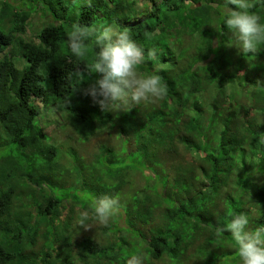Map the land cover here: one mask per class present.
Segmentation results:
<instances>
[{
  "label": "trees",
  "instance_id": "obj_1",
  "mask_svg": "<svg viewBox=\"0 0 264 264\" xmlns=\"http://www.w3.org/2000/svg\"><path fill=\"white\" fill-rule=\"evenodd\" d=\"M223 3L0 0V264H240L217 228L240 212L264 225V42L240 53ZM36 18L38 42L25 38ZM77 25L155 50L137 71L157 72L163 99L102 111L83 91L98 78L95 50L68 48ZM102 196L119 201L107 225L93 219ZM81 213L92 228H79Z\"/></svg>",
  "mask_w": 264,
  "mask_h": 264
},
{
  "label": "clouds",
  "instance_id": "obj_2",
  "mask_svg": "<svg viewBox=\"0 0 264 264\" xmlns=\"http://www.w3.org/2000/svg\"><path fill=\"white\" fill-rule=\"evenodd\" d=\"M258 2L264 3V0ZM253 7V0H224L220 6L223 25L231 33L234 47L244 55L256 53L258 44L264 42V24L250 11ZM34 21L36 19L29 29ZM67 43L74 57L84 56L89 47L95 50L91 71L98 74V78L89 82L83 91L102 111L127 113L142 104L156 103L165 96L166 86L156 71L148 74L137 71V66L143 65L146 59H157L155 50L149 49L145 55L144 48L127 31L111 26L95 30L77 25ZM91 207L93 219L107 225L118 213L119 201L117 197L102 196L93 198ZM89 219L88 213H81L77 221L79 228H92ZM250 224L249 214L240 212L228 223L218 226L217 231L230 233L240 264H264V225L252 228ZM128 264H143V258L132 255Z\"/></svg>",
  "mask_w": 264,
  "mask_h": 264
},
{
  "label": "rangeland",
  "instance_id": "obj_3",
  "mask_svg": "<svg viewBox=\"0 0 264 264\" xmlns=\"http://www.w3.org/2000/svg\"><path fill=\"white\" fill-rule=\"evenodd\" d=\"M42 25H40L39 23V20L38 18H36V21L33 22V25L30 27L29 31L27 32V34L25 35V38L27 40H34L36 42H38L37 40V34L39 33V30L41 29ZM17 61V65L19 68H23L25 66V61L23 59H19L17 58L16 59ZM50 102L49 103H53L54 102V99L51 98L49 100ZM36 104L41 108L42 112L43 113H47L48 112V109H46L44 106V104L42 103V101H36ZM48 118H55L53 114L49 113L48 112V115H47V119ZM46 131H47V134L49 135H53L54 134V137L57 138L56 140H58L59 142H66L67 141V136L64 134H58L57 132H55L56 130L54 129L53 126H49L48 128H46ZM70 147H73V146H70ZM74 149H77L79 150L78 148H74ZM95 149V145L94 146H91V147H87V148H83L84 151V154L86 155L85 157L89 158V156L91 155V153L94 151ZM63 156V154H62ZM63 158V157H62ZM66 160L68 161H74V158L68 154H65V157H64Z\"/></svg>",
  "mask_w": 264,
  "mask_h": 264
}]
</instances>
